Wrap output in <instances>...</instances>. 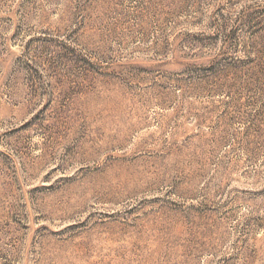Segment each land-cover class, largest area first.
<instances>
[{
  "label": "rangeland",
  "instance_id": "obj_1",
  "mask_svg": "<svg viewBox=\"0 0 264 264\" xmlns=\"http://www.w3.org/2000/svg\"><path fill=\"white\" fill-rule=\"evenodd\" d=\"M0 264H264V0H0Z\"/></svg>",
  "mask_w": 264,
  "mask_h": 264
}]
</instances>
